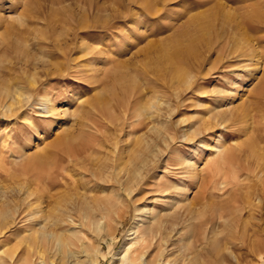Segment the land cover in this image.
I'll use <instances>...</instances> for the list:
<instances>
[{
    "label": "rangeland",
    "instance_id": "rangeland-1",
    "mask_svg": "<svg viewBox=\"0 0 264 264\" xmlns=\"http://www.w3.org/2000/svg\"><path fill=\"white\" fill-rule=\"evenodd\" d=\"M149 2L0 0V264H264V0Z\"/></svg>",
    "mask_w": 264,
    "mask_h": 264
},
{
    "label": "bare ground",
    "instance_id": "bare-ground-1",
    "mask_svg": "<svg viewBox=\"0 0 264 264\" xmlns=\"http://www.w3.org/2000/svg\"><path fill=\"white\" fill-rule=\"evenodd\" d=\"M143 1H144V3H143L144 9H146L148 13H151L153 11L152 10V6L153 5L151 6L150 2H152V1H150V2H149V0H143ZM209 25H210V20H209V17L207 15L195 18L194 21L191 24V26L193 27V31L195 33L188 35L189 44L186 47H184L178 41V42L174 43V45L170 46V48H164V49L160 50L161 57L165 61L167 60L168 62H170V64L175 68V70L174 69L173 70L175 71L174 75H175L176 78H180V79L184 78L185 75H184V69H182V60H183V58L188 57L191 54H193L195 46L197 45V43L199 41H201V39H202L201 36L204 35L207 32V30L209 29ZM87 54H89V52H87ZM16 95H17L15 97L16 98V102H17V104H19V106H20L19 108H22V106L25 105L23 103V100H22V95L21 94H16ZM13 105H16V104H13ZM91 106H93L94 110H96L98 113H104V108L100 107L98 102L92 103ZM36 107H35V105H31V104L27 105V108H29V111L33 112L34 114H36V118L39 119V120L36 121L35 124H33L34 127L31 129L32 130L31 132L37 131V129H35V128H38V124H40V122H43V121L47 120V117H52L53 116V109L52 108H49L47 106H42L41 109H39V108H36ZM35 110H39V111L35 112ZM94 123H96V122H94ZM20 132L24 133L25 129L21 127ZM81 134H82V132H81ZM80 141H78V143L75 146L68 145V144H66L64 142L59 144V146H58L59 156L53 162V164H54L53 169H55L57 167H60L61 164L63 163L62 154H66V156L68 158H70V159H77L78 158L79 160H82L83 158H86L85 157V151H86V148L88 146L87 145L88 143L87 142L86 143H82ZM42 166H45V165H41V164L38 165V167H42ZM68 219L69 218H67V220H65L64 223L67 224V223L72 222L70 220L68 221ZM145 237H146V235H145ZM136 238H138L136 243L139 244L140 241H141V243L144 242V241H142V239H143L142 235H140V237H139V235H136L135 239ZM135 246H137V245H135ZM138 247H139V245H138ZM143 247H144V245H143ZM141 249H143V248H141ZM136 251L132 250V253H135ZM139 251L140 250H138L137 252H139Z\"/></svg>",
    "mask_w": 264,
    "mask_h": 264
}]
</instances>
